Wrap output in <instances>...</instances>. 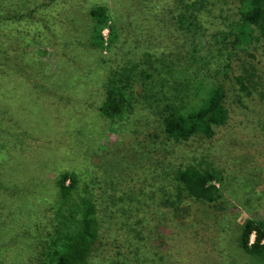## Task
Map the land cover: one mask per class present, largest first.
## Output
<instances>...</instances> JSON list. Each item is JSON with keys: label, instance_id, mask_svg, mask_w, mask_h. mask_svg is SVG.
Listing matches in <instances>:
<instances>
[{"label": "rangeland", "instance_id": "1", "mask_svg": "<svg viewBox=\"0 0 264 264\" xmlns=\"http://www.w3.org/2000/svg\"><path fill=\"white\" fill-rule=\"evenodd\" d=\"M190 1L0 0V264H38L48 233L38 215L64 171L96 202L103 238L92 264H250L237 237L244 219L264 217V38L232 52L237 0H205L187 29L178 16ZM99 3L113 27L102 50L87 26ZM147 54L193 92L224 82L226 124L211 137L167 138L143 96ZM128 67L136 112L111 125L98 110L105 81ZM238 74L250 75L245 105L231 91ZM186 164L221 173L218 203L192 200L189 216L173 209L172 173Z\"/></svg>", "mask_w": 264, "mask_h": 264}, {"label": "trees", "instance_id": "2", "mask_svg": "<svg viewBox=\"0 0 264 264\" xmlns=\"http://www.w3.org/2000/svg\"><path fill=\"white\" fill-rule=\"evenodd\" d=\"M204 1L187 3L189 13L182 12L178 16L182 27L198 28ZM237 13L238 17L229 23L232 52L236 48L245 51L253 39L264 38V0H237ZM87 20L90 45L101 50L106 48L113 36L108 5H93L88 10ZM103 29L108 30V35H103ZM144 61L146 67L140 71L143 96L152 99L146 107L156 111L162 133L167 138L188 141L196 136L211 137L217 127L226 124L229 117L226 107L228 89L224 82L211 83L193 92L189 82L183 79L174 81L171 65L148 54ZM230 67L226 63L224 72ZM126 70L125 75L122 72L111 73L105 81L104 97L98 110L111 125H117L136 112L138 101L134 91L128 90L135 73L132 67ZM245 77L235 75L230 83L231 91L242 105L252 100L250 75ZM172 178L176 189L173 209L177 215L189 216L192 200L216 204L220 197L217 182L221 180V173L218 170L186 164L176 168ZM56 185L57 195L42 208V215H38L39 222L45 224L48 232L43 250L38 254V264H92L91 259L100 251L103 236L91 191L87 186H80L73 171L62 172ZM188 232L186 229L185 234ZM237 243L250 264H264V217L255 213L244 219ZM143 263V260L139 261V264ZM101 264L124 263L105 258Z\"/></svg>", "mask_w": 264, "mask_h": 264}]
</instances>
